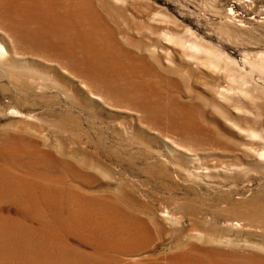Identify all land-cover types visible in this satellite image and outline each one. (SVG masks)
I'll list each match as a JSON object with an SVG mask.
<instances>
[{
  "label": "rangeland",
  "instance_id": "1",
  "mask_svg": "<svg viewBox=\"0 0 264 264\" xmlns=\"http://www.w3.org/2000/svg\"><path fill=\"white\" fill-rule=\"evenodd\" d=\"M0 264H264V0H0Z\"/></svg>",
  "mask_w": 264,
  "mask_h": 264
}]
</instances>
